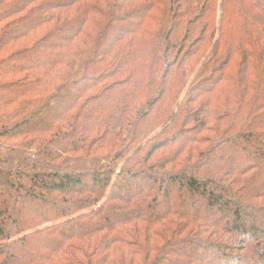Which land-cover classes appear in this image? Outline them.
<instances>
[{"label":"trees","instance_id":"trees-1","mask_svg":"<svg viewBox=\"0 0 264 264\" xmlns=\"http://www.w3.org/2000/svg\"><path fill=\"white\" fill-rule=\"evenodd\" d=\"M145 1L139 17L0 0V264H264V0H223L218 25L209 0ZM77 2L76 35L60 40L64 22L10 53ZM130 15L142 20L126 37L107 35ZM64 48L70 81L23 75L59 65L50 51ZM217 71L215 90L202 86ZM239 153L249 162L235 169ZM28 202L45 211L33 223Z\"/></svg>","mask_w":264,"mask_h":264},{"label":"rangeland","instance_id":"rangeland-1","mask_svg":"<svg viewBox=\"0 0 264 264\" xmlns=\"http://www.w3.org/2000/svg\"><path fill=\"white\" fill-rule=\"evenodd\" d=\"M85 1L86 2H84L82 4V8L83 9H85L86 5L90 1L91 4L97 5L102 11H111V12H109V14L112 13V15H114L115 13H120V12H125V13L127 12L128 13L129 11H137V13L140 12L139 17H141L144 14V12L146 11V9L143 8L145 6L143 4H146V1L145 0H138V2H136V1L135 2H130V3L125 4V5L120 0H106V1H97V0H89L88 1V0H85ZM209 1H212V5L213 6L212 7L209 6L208 11H212L213 13H214V11H216V14H215V16H216V22H217L216 24L218 25L219 11H221V5L223 3V0H209ZM73 2H74V0H73ZM199 3H200V0H192V4L193 5H198ZM141 5H143V6H141ZM228 5H229V3H228ZM79 7H80V2H77L75 5H73L71 7L64 6V8H61L59 10V11H63L64 14L62 16L58 17V15H57L56 16L57 19L55 21H53L51 23L48 22V23H46L45 25H43V26H41L39 28L38 27H35V30L32 31L33 33H35L37 31L35 34H32L30 32L29 34L24 35V37H22L20 39H17V41L14 44H12V46L9 48V50L11 49L10 53H16L19 50L21 51L23 49L32 48L33 45L40 38H42L46 33H49L50 31H52L56 26H60V25L64 24V22H67L68 24L66 26H63V25L62 26L65 27V28H67L68 30H66V34H64V36L60 40H65V39H67L68 36L71 37V36L76 35L80 31V29H79L80 28V23H79L78 19L76 20L75 17H74V15H72V11H81L79 9ZM51 11H58V10H51ZM68 11H70V12H68ZM154 11H161V9L160 8L159 9H155L154 8L153 11H152V14H156V12H154ZM66 14H68V15L66 16ZM211 15L214 16V14H211ZM158 16H160V13H158ZM209 16H210V14H208V12H207V19H208ZM125 18H128V19L119 20L120 26L118 28L117 27L116 28H112L111 31H109V29H110L109 27L113 25V22L111 24H109V26H108L109 29L107 28L108 30L106 32V33H108L107 35L110 34L112 36H117V35L122 36V35L126 34V31L127 30H130L133 26L135 27L136 24L140 23L141 20H142V19L139 20V18H137L135 16L132 19L131 15L128 16V17H125ZM87 19H88V22L90 24L91 21H93V20L103 21V16H96L95 14L92 13V16H89ZM149 22H150L149 20L146 21V23L144 25V27H146V28H143L142 31H140L141 34H142V32L145 29H148L149 30V24H150ZM183 23H185V22H183ZM126 36L127 35H124V37H126ZM66 43L68 45L69 43H71V41H68ZM126 44H127V41L125 40V42L121 43L120 49H123V51H126V48H125V45ZM87 46H88L87 44L86 45H82V49H86ZM67 48L59 49L58 52H57V50H54V49L52 51H50V54H53L55 52L56 54H58L59 57L62 58V63H60L59 65H53L52 64L53 66L52 65H49V66H45V67H43L41 69H32L30 71L25 72L23 75L29 73L30 75L40 76V77H42L43 81L45 80L46 81V84L49 83L48 86H50L51 88L53 87L54 90L57 88V87H55V85H59L61 82L64 84V83L70 81V78H69V76L67 75V72H66V70L69 69V68H67V66H68V64H67V61H68L67 57L68 56L66 55V53H68V51H69V49L67 50ZM129 50L130 49H128V51ZM1 57L2 58H5V54L4 53H3V55L1 54ZM196 68L199 69V65ZM77 72L79 73L78 69H76V72L75 73H77ZM218 74H219L218 71L215 72L214 73L215 76L210 81H207L206 83H202V86L203 85H206V86L208 85L209 87H213V89L215 90V87H217V84H215V81H216V76ZM55 76H59L60 77V82H56L52 86L51 83H53L54 80L53 81H50V79H53ZM19 78H20V76H16V77H13V78H7V81H9L10 79H19ZM222 87H223V85H222ZM95 91L96 90H94V92H89L88 94L82 93L81 94V101H84V100L92 97V95L95 94ZM52 93H54V92H49V93H47V95H50ZM215 96H217V93H214V94H211V95L208 96V99L210 100L211 103H213V100H214V97ZM71 111H72L71 114L74 115L75 114V110L72 109ZM211 126L212 127H214V126L216 127V124H211ZM57 127H58L57 128V131H58L59 130V126L57 125ZM218 129L220 131H222L225 128L218 127ZM213 135H214L213 133L212 134L211 133H204L203 134V136H210V137H212ZM202 147H204V146H202ZM205 147H207V146H205ZM219 150L220 151H218L217 153L216 152L214 153V156L215 157H219L220 155H226V154L228 155V152H229L228 149H225V148L222 149V148H220ZM168 153H169V150L168 149L167 150L164 149L161 152V154L163 156H168ZM230 156L231 155H229L228 158ZM153 161H155V160H153ZM177 161H178V158H177L176 161L173 162V164L167 165L168 167H167L166 171H172L174 169H178L179 168L178 166H179L180 163H179V161L178 162ZM180 161L181 162H184V160L182 158H181ZM191 162H194V160H191ZM247 162H249L247 160V158H245L242 154H240L239 155V159H238L237 163L234 165V167H235V169L236 168H242ZM224 163H225V161H224ZM226 165L227 164H223V166H226ZM219 178L221 179L222 176H220ZM123 183L126 184V185L128 184V182H126V181L123 182ZM85 184H86V186H90L91 185V182L90 181H87V182H85ZM144 185H145V183L140 184L141 187H143ZM138 187H139V185L137 186V188ZM132 189H136V187H132ZM17 191H18V189H17ZM195 200L197 202L200 201L199 207L201 206L202 208H200V211L199 212L202 215H205V216L207 215V217H210V218H218L220 216L218 213H216L219 209H215L211 213H208L207 212V210L205 208V204H206L205 200H200L199 197H195ZM28 203L29 204H25L23 206V209L21 208V213H22V217H24V218H27L28 217V219H30V223H33V221L35 220L33 218V217H35L33 214L34 213H40V212L44 213L45 211H43L42 205H40L38 203H35V204H31L30 202H28ZM186 203L191 204L190 201L189 202L186 201ZM192 208H193L194 211L197 210L196 207H192ZM102 238H104V234L103 233H100L99 236L96 237V240L99 241ZM50 239H53V238L51 237ZM225 241H227V242H225V244H227V245H231L232 244L231 241L228 240V238H226V237H225ZM92 242H94V240H92ZM114 248H117V245L112 246L110 248V251L109 252H111ZM145 248H147V247L145 246ZM239 250L236 251L237 254L240 253ZM172 252L173 253H177L176 251H174V249L173 250L170 249V253H172ZM200 260H201V258H200ZM196 264H198V262ZM208 264H210V263H208Z\"/></svg>","mask_w":264,"mask_h":264}]
</instances>
